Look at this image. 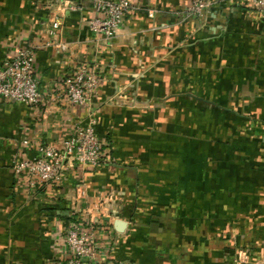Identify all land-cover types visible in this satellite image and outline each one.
<instances>
[{
  "label": "crops",
  "instance_id": "crops-1",
  "mask_svg": "<svg viewBox=\"0 0 264 264\" xmlns=\"http://www.w3.org/2000/svg\"><path fill=\"white\" fill-rule=\"evenodd\" d=\"M215 1L196 18L177 14L187 0H145L156 17L133 14L110 46L90 29L88 0L79 11L0 0V65L21 46L41 47L45 98L39 108L0 105V264H63L62 237L75 221L95 222L97 240L111 245L94 264H264V15L247 0ZM82 61L101 78L92 110L111 158L69 169L49 193L12 160L61 146L86 121V109L60 97Z\"/></svg>",
  "mask_w": 264,
  "mask_h": 264
},
{
  "label": "built area",
  "instance_id": "built-area-1",
  "mask_svg": "<svg viewBox=\"0 0 264 264\" xmlns=\"http://www.w3.org/2000/svg\"><path fill=\"white\" fill-rule=\"evenodd\" d=\"M69 11H79L81 0H56ZM95 13L90 21V29L107 45H112L125 21L139 11H146L150 18L156 17L157 9L147 8L145 0H88ZM250 9L264 15V0H247ZM216 6L215 0H187L177 14L185 17L201 18L210 14ZM59 19L53 20L51 35L61 29ZM46 47L55 46L61 52L67 51L68 44L48 42ZM41 47L21 46L0 65V105L3 102L23 103L32 108L45 103L39 80L35 73L37 50ZM101 78L95 63L82 61L63 79L61 99L71 105L87 110L86 121L75 124L70 137L61 146L53 143L37 145L39 156L29 158L26 152L18 153L12 160V169L23 175L29 186L39 187L53 193L64 182L67 171L76 167L83 170H96L110 162V152L97 132V118L92 105L99 93ZM59 99V100H61ZM30 142L24 140L20 149H27ZM85 196L78 189V199ZM103 229L101 216L96 220ZM95 222H71L67 225L61 244L63 264H94L98 261L103 247L110 254L111 245L104 246L97 240Z\"/></svg>",
  "mask_w": 264,
  "mask_h": 264
}]
</instances>
